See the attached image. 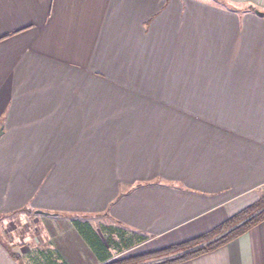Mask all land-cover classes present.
<instances>
[{
	"label": "crops",
	"instance_id": "1",
	"mask_svg": "<svg viewBox=\"0 0 264 264\" xmlns=\"http://www.w3.org/2000/svg\"><path fill=\"white\" fill-rule=\"evenodd\" d=\"M225 1L0 0V214H55L37 264H149L261 200L264 0ZM111 84L198 116L97 115ZM178 264H264V221Z\"/></svg>",
	"mask_w": 264,
	"mask_h": 264
},
{
	"label": "rangeland",
	"instance_id": "2",
	"mask_svg": "<svg viewBox=\"0 0 264 264\" xmlns=\"http://www.w3.org/2000/svg\"><path fill=\"white\" fill-rule=\"evenodd\" d=\"M200 2H206L210 5L217 6L222 9L229 10L231 7L225 0H198ZM226 7V8H225ZM232 8V7H231ZM237 12H241L244 9L242 5L234 6ZM234 9V10H235ZM232 10V11H234ZM250 11V10H248ZM252 12V11H250ZM100 77L103 78V75L100 74ZM125 86V85H124ZM136 89V88H135ZM134 87L125 86L121 87V85H113L111 84V94L107 100V103L99 106H94L95 112L97 115H107V116H121L128 113H133V107L140 108L139 112L135 115L137 116H198V106L190 105V106H182L181 104H166L161 103V99H155L153 96L146 95L144 92L140 90H135ZM143 90V89H142ZM125 101V102H124ZM130 102V103H129ZM137 103H141L137 104ZM110 110H113L110 113ZM264 191V190H263ZM262 190L260 192V197L264 196V192ZM31 205V204H30ZM27 210L32 214L24 212H15L10 214H0V239L3 241L5 246L15 252H20L23 257H21V263L23 264H37L40 259L39 250H45V241L41 234L40 228H38L37 224H35V217L33 215L34 211H40L43 213L51 214L50 212L44 210H30V206ZM28 252L30 255L24 257L23 252ZM30 256V257H29ZM174 255L169 256V258H173ZM176 257V256H175ZM167 258V259H169ZM143 262L157 263L166 259V257H161L159 255L151 256L150 258H142ZM40 264H48L44 261V258H41Z\"/></svg>",
	"mask_w": 264,
	"mask_h": 264
},
{
	"label": "trees",
	"instance_id": "3",
	"mask_svg": "<svg viewBox=\"0 0 264 264\" xmlns=\"http://www.w3.org/2000/svg\"><path fill=\"white\" fill-rule=\"evenodd\" d=\"M248 10L254 12L255 10L249 8ZM264 192V191H263ZM24 211V210H20ZM29 214H32V211H28ZM261 221H264V196L261 200L251 206L250 208L245 209L236 216L229 218L225 223H223L219 228L212 231L209 234H206L196 240H193L187 244L174 246L168 249H165L159 252L157 255L161 257H169L171 255H177L181 252H184L176 257L165 259L161 262L153 264H178L204 253L212 252L217 248L225 245L230 240L236 238L237 236L248 231L250 228L254 227ZM229 230V231H228ZM228 231L224 236L220 237L215 241H211L214 238L220 236L224 232ZM9 255L16 261H20L17 254L9 252ZM48 263V262H47ZM114 264H123L122 261L115 262Z\"/></svg>",
	"mask_w": 264,
	"mask_h": 264
},
{
	"label": "water",
	"instance_id": "4",
	"mask_svg": "<svg viewBox=\"0 0 264 264\" xmlns=\"http://www.w3.org/2000/svg\"><path fill=\"white\" fill-rule=\"evenodd\" d=\"M254 13H255L256 15H258V16H264V12H259V11L255 10ZM1 134H2V130H0V135H1ZM33 214H34V215H55V214L43 213V212H40V211H34ZM228 231H229V230H228ZM228 231H227V232H228ZM227 232H225V233H227ZM225 233H224V234H225ZM220 237H222V235H221V236H218V238H220Z\"/></svg>",
	"mask_w": 264,
	"mask_h": 264
}]
</instances>
